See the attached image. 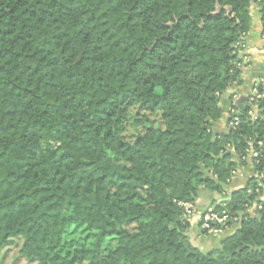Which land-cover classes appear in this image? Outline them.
I'll list each match as a JSON object with an SVG mask.
<instances>
[{"label": "trees", "instance_id": "1", "mask_svg": "<svg viewBox=\"0 0 264 264\" xmlns=\"http://www.w3.org/2000/svg\"><path fill=\"white\" fill-rule=\"evenodd\" d=\"M252 4L263 25L264 0H0V251L20 239L37 264H264V97L212 130ZM250 148L254 174L222 200L237 228L203 253L179 203L222 194Z\"/></svg>", "mask_w": 264, "mask_h": 264}, {"label": "crops", "instance_id": "2", "mask_svg": "<svg viewBox=\"0 0 264 264\" xmlns=\"http://www.w3.org/2000/svg\"><path fill=\"white\" fill-rule=\"evenodd\" d=\"M250 14L252 16V22L249 31L244 37V43L247 52L243 55H239L241 61L240 69V83L232 84L230 88L221 97V106L223 108L222 118L212 123V130L216 132H223L225 127L227 129V109L230 101H234L235 104L238 100H241L240 108L245 109L252 106V98L255 96L254 90L257 89L259 93L264 97V37L262 34V22L259 9L255 4L250 6ZM260 89L262 92H260ZM254 174L253 166L250 160L245 161V165L241 168L238 175L234 177V180L226 187V190L222 194L216 192H210L204 189L200 190L199 198L194 204V216L191 219L190 228L188 231L189 244L203 251L205 244L203 239L214 236L205 235L199 229V217L203 211L213 205L214 203L221 202L227 199L230 192L243 188L249 177ZM252 213L256 212L252 209ZM237 226L228 228L220 235H215L217 241L213 242L209 247L211 250L218 248L223 238L231 234ZM207 253V252H204Z\"/></svg>", "mask_w": 264, "mask_h": 264}, {"label": "built area", "instance_id": "3", "mask_svg": "<svg viewBox=\"0 0 264 264\" xmlns=\"http://www.w3.org/2000/svg\"><path fill=\"white\" fill-rule=\"evenodd\" d=\"M264 33V24L262 25V34ZM245 37V36H244ZM244 37H243V41L242 43H238L235 46L240 48L239 49V55H243L245 54V52H247L246 50V46L244 43ZM264 37V34H263ZM237 68L241 67V62H237L236 64ZM255 96L252 98V102L255 100H259L261 99L263 96L262 94H260L258 92L257 89L254 90ZM233 104L228 108L227 111V117H231L232 115L234 116L235 110H234V105L235 102L232 101ZM253 120H255V114L253 115ZM238 124V119L237 117H234L233 121L228 123V127H235ZM258 149L262 148V144L258 143L257 144ZM259 155V150H254L253 148H250L248 150V160L250 159H256ZM239 172H232V176L236 177L238 175ZM256 177L261 180L264 178L263 174H257ZM218 204H220V210H216L215 207L213 205L207 207L202 215L199 217L198 221H199V229L200 231L205 234V235H220L223 232H225L228 228H230V226L228 225L230 222L235 221V219H232L230 217V215L227 213V211L224 209L225 203L218 202ZM179 205L182 207L185 215L192 219V217L194 216V205L190 204V203H179ZM260 209V206L256 207L255 210Z\"/></svg>", "mask_w": 264, "mask_h": 264}, {"label": "rangeland", "instance_id": "4", "mask_svg": "<svg viewBox=\"0 0 264 264\" xmlns=\"http://www.w3.org/2000/svg\"><path fill=\"white\" fill-rule=\"evenodd\" d=\"M135 113V109L131 111V117H129L126 121L127 124V130L125 133V139L130 141L134 139L135 135L143 130V128L136 129L131 124L133 123V114ZM151 122L152 126L157 127L159 125L160 119H161V113H153L149 115L148 117ZM132 227H130L131 229ZM218 237L210 236L203 239V243L205 246L203 247V253L204 252H210L212 251L211 247L213 242L217 241ZM21 244L22 241L20 239H13L11 242H9L1 251H0V264H37L34 260H29L26 258L22 252H21Z\"/></svg>", "mask_w": 264, "mask_h": 264}, {"label": "water", "instance_id": "5", "mask_svg": "<svg viewBox=\"0 0 264 264\" xmlns=\"http://www.w3.org/2000/svg\"><path fill=\"white\" fill-rule=\"evenodd\" d=\"M241 100L242 99H240V100H238L237 102H236V107L239 109L240 108V103H241ZM251 109H252V111L254 112V113H256V111H257V108L256 107H251ZM227 131V129H226V127H225V130L223 131V132H216L215 130H214V132H213V135L215 136V135H217V134H221V133H225ZM221 185V187L223 188V190H226V185L225 184H220ZM255 213V212H254ZM185 248L188 250V244H185ZM255 250H264V246L263 247H261V248H254Z\"/></svg>", "mask_w": 264, "mask_h": 264}]
</instances>
